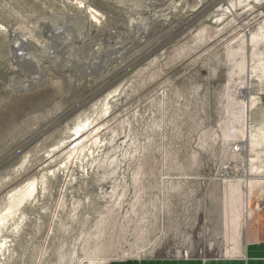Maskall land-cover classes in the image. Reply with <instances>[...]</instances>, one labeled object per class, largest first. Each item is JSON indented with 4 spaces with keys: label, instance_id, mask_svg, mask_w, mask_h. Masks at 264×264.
Returning a JSON list of instances; mask_svg holds the SVG:
<instances>
[{
    "label": "rangeland",
    "instance_id": "1",
    "mask_svg": "<svg viewBox=\"0 0 264 264\" xmlns=\"http://www.w3.org/2000/svg\"><path fill=\"white\" fill-rule=\"evenodd\" d=\"M263 200L264 0H0V264L233 255Z\"/></svg>",
    "mask_w": 264,
    "mask_h": 264
},
{
    "label": "crops",
    "instance_id": "2",
    "mask_svg": "<svg viewBox=\"0 0 264 264\" xmlns=\"http://www.w3.org/2000/svg\"><path fill=\"white\" fill-rule=\"evenodd\" d=\"M248 235V240L241 251L233 255L182 258L176 255L147 254L134 259L116 261L112 264H264V223L261 230L251 229Z\"/></svg>",
    "mask_w": 264,
    "mask_h": 264
},
{
    "label": "bare ground",
    "instance_id": "3",
    "mask_svg": "<svg viewBox=\"0 0 264 264\" xmlns=\"http://www.w3.org/2000/svg\"><path fill=\"white\" fill-rule=\"evenodd\" d=\"M85 1H87L88 3H90V0H85ZM87 4V3H86ZM89 8V12L91 13V15H92V17H94V18H96V16H100V13L96 10V9H94V8H92V7H88ZM88 11V10H87ZM63 29V27H57L55 30H54V34L55 35H58V34H60L61 33V30ZM53 31V30H52ZM25 39H26V37H25ZM23 40H24V38H23ZM28 42V41H27ZM18 50H19V55H17L18 57H19V60H21L23 63H28V64H31V65H33L35 68L37 67H39L38 66V64H37V62L35 63L33 60H32V58L27 54V53H25V52H23V50L21 49V48H18ZM138 53V52H137ZM30 81V80H29ZM24 86L26 85V83H24L23 84ZM23 85H22V87H23ZM28 85V84H27ZM26 87V86H25ZM261 132H263L262 130H261ZM260 133V132H259ZM247 135V134H246ZM263 135V134H262ZM255 136V135H254ZM253 136V137H254ZM250 138H251V136H249ZM250 138H249V140H250ZM256 138H257V134H256ZM256 138H254V140L256 139ZM255 141H257V140H255ZM254 141V143H257V145H259V143L258 142H255ZM259 141V140H258ZM245 142V141H244ZM253 141H251V143H252ZM250 143V144H251ZM254 143H252V144H254ZM254 146H256V144L254 145ZM241 147H242V149H243V151L244 150H246L247 149V145H246V143H241ZM250 147H251V145H250ZM248 148H249V145H248ZM250 150V149H249ZM250 181V180H249ZM246 184H248L247 182H245ZM247 186V185H246ZM248 187V186H247ZM242 189V188H241ZM33 190V189H32ZM34 191V190H33ZM29 193H32V192H30L29 191ZM249 204H250V196H249ZM4 221V216L3 215H1L0 216V221Z\"/></svg>",
    "mask_w": 264,
    "mask_h": 264
},
{
    "label": "built area",
    "instance_id": "4",
    "mask_svg": "<svg viewBox=\"0 0 264 264\" xmlns=\"http://www.w3.org/2000/svg\"><path fill=\"white\" fill-rule=\"evenodd\" d=\"M231 149H232L233 152H237V153L243 151V149H242V147H241V144H235V145H232ZM261 207L264 208V200H263V202H262V204H261ZM176 256H178V257H182V258H189V257H191L192 255L189 254L188 252H184V253L177 254Z\"/></svg>",
    "mask_w": 264,
    "mask_h": 264
}]
</instances>
